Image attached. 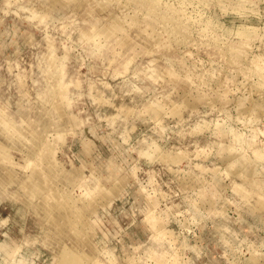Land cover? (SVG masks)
<instances>
[{
	"label": "rangeland",
	"instance_id": "1",
	"mask_svg": "<svg viewBox=\"0 0 264 264\" xmlns=\"http://www.w3.org/2000/svg\"><path fill=\"white\" fill-rule=\"evenodd\" d=\"M263 96L264 0H0V264H57L29 202L102 264H264Z\"/></svg>",
	"mask_w": 264,
	"mask_h": 264
},
{
	"label": "bare ground",
	"instance_id": "2",
	"mask_svg": "<svg viewBox=\"0 0 264 264\" xmlns=\"http://www.w3.org/2000/svg\"><path fill=\"white\" fill-rule=\"evenodd\" d=\"M159 20H164L165 25L170 24L169 20L165 17L159 18ZM153 21L156 22L155 19H153ZM183 31V29L182 31H180L181 35L185 33H183ZM185 34L187 35V33ZM185 34L184 36H186ZM261 100L263 101L264 105V96ZM41 128L43 131H46L45 127L41 126ZM86 147L88 149L87 145ZM14 150L15 152L17 151V153L18 151L21 153L22 148L14 140H11L10 137L6 136V133H4L2 129H0V186L4 189H10L17 185H21L22 190H24L26 194H28L31 192L32 187L30 184H24L23 180H21L20 175H18L17 173V161H15L13 157ZM52 153L53 151L49 149V155L52 156ZM19 156L21 158V161L22 156ZM262 158H264L263 155ZM51 162L52 160L48 161L47 167L48 165L49 167L51 166ZM44 167L46 166H43V173L37 174L38 181H42L44 177H46ZM48 173L50 172L48 171ZM29 203L30 207L28 208L34 215H38V217L39 215H49L47 216L48 219L46 217H42L44 218L43 221H45L49 226V231L45 235L44 241L55 256V261L57 264H102L101 261L97 260L98 253L96 252L97 250L93 244L94 242L92 241L91 237L87 234L83 236L82 233L80 234L76 230V223L74 224L75 220L71 217L68 208L60 205H54L50 209L42 203ZM92 210V208L88 207L83 213L82 218H87Z\"/></svg>",
	"mask_w": 264,
	"mask_h": 264
},
{
	"label": "crops",
	"instance_id": "3",
	"mask_svg": "<svg viewBox=\"0 0 264 264\" xmlns=\"http://www.w3.org/2000/svg\"><path fill=\"white\" fill-rule=\"evenodd\" d=\"M15 249H16V248H15ZM10 251H12V249H11ZM10 251H7V252L11 253Z\"/></svg>",
	"mask_w": 264,
	"mask_h": 264
}]
</instances>
